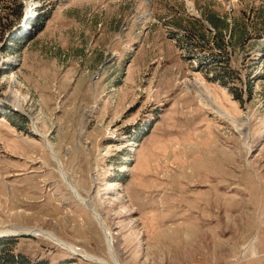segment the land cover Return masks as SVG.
I'll return each instance as SVG.
<instances>
[{
	"label": "rangeland",
	"instance_id": "rangeland-1",
	"mask_svg": "<svg viewBox=\"0 0 264 264\" xmlns=\"http://www.w3.org/2000/svg\"><path fill=\"white\" fill-rule=\"evenodd\" d=\"M0 242L264 264V0H0Z\"/></svg>",
	"mask_w": 264,
	"mask_h": 264
},
{
	"label": "trees",
	"instance_id": "trees-1",
	"mask_svg": "<svg viewBox=\"0 0 264 264\" xmlns=\"http://www.w3.org/2000/svg\"><path fill=\"white\" fill-rule=\"evenodd\" d=\"M33 21H31V23H32ZM22 31V28L21 29H19L18 30V32H21ZM14 36V35H13ZM13 36H11V38L13 37ZM188 45H191V42H190V44H188ZM204 59H207V60H209V63L210 62H212V58H213V56L211 55V54H209L208 56H205V57H203ZM201 59V58H200ZM225 76H224V74H216V79L218 80H222V81H224L225 80V78H224ZM1 243L3 244V245H1ZM22 260H24L23 258H15L14 257V255L13 254H11V251H10V249L7 247V244L6 243H4V242H0V262H2L3 264H13L14 263V261H17V262H22L23 264H24V262L22 261ZM17 262H16V264H17Z\"/></svg>",
	"mask_w": 264,
	"mask_h": 264
},
{
	"label": "bare ground",
	"instance_id": "bare-ground-1",
	"mask_svg": "<svg viewBox=\"0 0 264 264\" xmlns=\"http://www.w3.org/2000/svg\"><path fill=\"white\" fill-rule=\"evenodd\" d=\"M41 136H44L45 137V135H43V134H41Z\"/></svg>",
	"mask_w": 264,
	"mask_h": 264
},
{
	"label": "water",
	"instance_id": "water-1",
	"mask_svg": "<svg viewBox=\"0 0 264 264\" xmlns=\"http://www.w3.org/2000/svg\"><path fill=\"white\" fill-rule=\"evenodd\" d=\"M119 264V263H118Z\"/></svg>",
	"mask_w": 264,
	"mask_h": 264
}]
</instances>
